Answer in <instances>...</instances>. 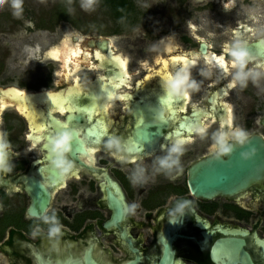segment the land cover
<instances>
[{
	"label": "flooded vegetation",
	"instance_id": "af4514ba",
	"mask_svg": "<svg viewBox=\"0 0 264 264\" xmlns=\"http://www.w3.org/2000/svg\"><path fill=\"white\" fill-rule=\"evenodd\" d=\"M1 1L5 10L8 2ZM107 1L97 5L113 27L98 37H71V44L82 42L90 52L92 66L71 73L67 82L63 61L49 55L54 48L33 38L54 35L55 29L0 12V133L11 145L12 165L10 173L0 175V264H264V172L231 194L205 192L201 183L205 166L234 163L249 147L237 145L230 155L213 158V136L221 124L228 131L229 108L231 121L250 133V142L264 145V0L230 5L228 0H180L181 8L175 7L170 18L176 24L168 32L145 23L147 12L136 0H126L130 8L123 19L106 8ZM27 24L35 26L34 32ZM20 28H25L20 37L25 42L15 36ZM238 39L253 57L246 70L262 73L245 87L233 83L237 69L226 51ZM103 42L105 50L98 47ZM37 45L40 54L25 55L27 47ZM219 57L228 71L218 65ZM40 60L59 62V72L47 65L45 72L31 73L29 65ZM122 63L127 65L123 73ZM185 69L197 85L187 103L170 99L165 87ZM92 72L101 75L82 79ZM17 73L25 74L23 80L17 81ZM102 85L106 97L99 93ZM147 124L164 125L150 145L141 141L154 132L145 129ZM190 126L204 127L203 138ZM62 131H78L77 140L83 139L79 155L73 151L69 157L76 174L66 179L53 171L49 157V139ZM111 138L132 151L106 148ZM177 138L186 141L182 171L167 176L156 161ZM32 144L35 151H29ZM253 148L264 151V146ZM137 168L144 169V182L133 184ZM181 199L191 201V210L171 223ZM133 204L134 214H125ZM53 211L63 226L59 251L41 222ZM37 224L43 232L33 237Z\"/></svg>",
	"mask_w": 264,
	"mask_h": 264
},
{
	"label": "clouds",
	"instance_id": "9594fccd",
	"mask_svg": "<svg viewBox=\"0 0 264 264\" xmlns=\"http://www.w3.org/2000/svg\"><path fill=\"white\" fill-rule=\"evenodd\" d=\"M19 4H13V7H19ZM65 46H71V37H66L64 40ZM72 48V56L79 57L81 55V49L79 44ZM226 51L231 57L232 66L237 69L234 76L233 83H239L241 87H245L249 79L254 82L262 75L261 72L248 69L247 65L253 59L250 55L246 42H241L239 39ZM215 58V57H214ZM217 63L221 68H225V60L223 57L216 58ZM183 62V61H180ZM259 67V65L257 66ZM225 71H228L225 68ZM166 90L169 98H187L189 97V90H195L197 85L194 82L189 81V74L187 70H183L182 73L177 74L176 77L168 79ZM195 107V106H193ZM170 113V109H169ZM54 123L61 125L66 128V123L60 120H54ZM228 131H224L225 124H221L220 131L213 136V143L211 146V153L213 158L219 160L231 153L234 148L244 146L250 143V133L240 127H236L232 121L227 124ZM192 131L197 132L201 138L205 135L204 127H193ZM80 137L78 131H62L57 133L55 136L49 139L50 151V166L61 178H69L76 174V165L73 160L69 159L72 151L73 144ZM83 142V139L80 140ZM186 141L182 138L174 140L172 146L168 149L167 155L158 158L156 163L158 165V171L164 173L167 176H172L175 172L176 175L182 171L181 169V157L184 155ZM10 143L3 138V134L0 133V175L10 173L12 171V165L10 163ZM108 149H116L117 152L129 153L132 151L130 148H125L122 142L117 138H111L105 145ZM37 148L36 144H32L29 151H35ZM256 150L253 148L248 152L241 153V159L248 161L255 155ZM144 182V169L137 168L132 173V183L140 184ZM191 201L187 199H181L172 215L171 223H176L180 217L185 214V210H191ZM136 205L133 204L130 207L124 209L125 214H134ZM41 222L47 225V238L50 241L54 251H59L60 239L63 235V226L60 224L56 212L53 211L51 214H44L41 217ZM43 232V229L39 224L33 229L32 236L36 237Z\"/></svg>",
	"mask_w": 264,
	"mask_h": 264
},
{
	"label": "rangeland",
	"instance_id": "374dc122",
	"mask_svg": "<svg viewBox=\"0 0 264 264\" xmlns=\"http://www.w3.org/2000/svg\"><path fill=\"white\" fill-rule=\"evenodd\" d=\"M4 1V0H3ZM8 7L5 8V4L0 0V12L2 14L8 13V18L11 15H15L18 19L22 18H33L40 20V24L44 27H48L49 31L52 32L54 29V35H48L41 33L42 35H34L33 38L39 44H42L45 48L58 49L64 43L66 38L65 28L68 27L69 34H83L92 37H98L102 34H107L113 27V22L109 20L108 13L100 8L98 0H71L67 1L70 5L68 9L69 19L68 21H59L55 23L54 9L57 6L58 0H6ZM19 4V7H13L14 2ZM62 1V0H60ZM182 1V0H181ZM199 2L196 0H191ZM139 7L147 12V20L152 27L157 23L161 32H168L174 27L176 22L170 19L174 15V8H181L180 0H136ZM206 3L209 1H205ZM212 6H210L211 8ZM7 9H12L11 12H7ZM3 16V15H2ZM41 19L43 20L41 22ZM62 22V23H60ZM29 25V24H27ZM149 25V26H150ZM34 32L35 26L29 25ZM27 28V26L25 27ZM24 29L20 28V31L15 35L19 41H22L20 37L24 34ZM140 30V29H139ZM136 33H141L142 31ZM53 34V33H51ZM25 42V41H22ZM45 59V58H44ZM48 65V66H47ZM49 67V70L55 71L54 74L60 70V63L56 61L49 62H36L31 63L29 67L32 69L33 74H38L44 70L43 67ZM17 81L23 80L22 76L24 73H17ZM35 80V79H34Z\"/></svg>",
	"mask_w": 264,
	"mask_h": 264
},
{
	"label": "water",
	"instance_id": "95a60500",
	"mask_svg": "<svg viewBox=\"0 0 264 264\" xmlns=\"http://www.w3.org/2000/svg\"><path fill=\"white\" fill-rule=\"evenodd\" d=\"M205 1H210V0H205ZM220 1L223 2L224 0H220ZM228 1L230 5L233 3L234 0H228ZM65 34H66V37H73L74 35H77L78 33L68 35V27H67L65 28ZM78 35L84 36L85 38L92 37V36L83 35V34H78ZM80 39L82 38L80 37L79 40ZM77 44H79L80 46L81 55L79 57H73L71 47H74ZM77 44L75 45L71 44L70 47L64 45L63 48L59 47V49L61 48V51H58L56 49L53 52L49 53V55L53 57L54 59L63 61V67L66 70V74L63 75L64 76L63 80L65 82H67L69 79L68 75L70 76L71 73H76L79 69H81V67L91 68L92 66L90 52L87 49H85L82 42L78 41ZM88 44H89V47L94 46L93 41H90ZM105 45H106L105 42H103L101 45L98 44V47L101 50H105L106 49ZM40 53L41 51L37 45L36 48L27 47L25 55L35 57ZM97 53L99 52L97 51L95 52L96 59H98L96 55ZM98 60H100L101 63H103L104 61L101 55ZM44 61L45 60L34 61L33 63L44 62ZM121 68H122V73L125 72V63H122ZM97 75H101V72H92L91 75H88L85 78L83 77L82 79L87 81ZM76 81L78 82V79ZM106 91L107 89H105V86L102 85L99 93L104 95ZM103 97H106V96L104 95ZM151 127L152 126L147 124L145 129L147 130V129H150ZM163 128H164V125L153 126L152 129L154 130V132L151 134H146L145 136H141V141H143L144 144L146 145H150L152 140H157L161 137ZM246 146H249V147H245L243 149V152L250 151V146H258L259 148H261L264 145L261 143L260 140L256 141L254 139ZM263 163H264V151L259 150L258 152H255V155L248 161L239 159L234 163L228 162L224 164L223 163L217 164L216 167H212V165L205 166L204 173L201 175V178H202L201 183L204 187L205 192L208 191L209 193H229L231 194L235 192L236 190L242 189L245 185L247 186L250 179H253L254 181L255 179L261 178L264 172V166H262Z\"/></svg>",
	"mask_w": 264,
	"mask_h": 264
},
{
	"label": "trees",
	"instance_id": "16d2710c",
	"mask_svg": "<svg viewBox=\"0 0 264 264\" xmlns=\"http://www.w3.org/2000/svg\"><path fill=\"white\" fill-rule=\"evenodd\" d=\"M67 1L71 0H62L55 7L54 16L56 18L55 23L59 21H68V9L70 5ZM106 8H108L117 18L123 19L127 15V11L130 6L127 4L126 0H108L105 3Z\"/></svg>",
	"mask_w": 264,
	"mask_h": 264
},
{
	"label": "snow or ice",
	"instance_id": "6c2138e0",
	"mask_svg": "<svg viewBox=\"0 0 264 264\" xmlns=\"http://www.w3.org/2000/svg\"><path fill=\"white\" fill-rule=\"evenodd\" d=\"M96 55H97V58L99 59V58H100V54L97 53ZM176 63H177V61L174 59V60H173V64L175 65ZM165 67L167 68L168 66L165 65ZM125 71H127V65H126V64H125ZM149 79H150V77H149ZM230 87H233V85H230ZM76 99L79 100V96H77ZM189 99H190V97L184 98V100H183L184 103H187V102L189 101ZM61 110H63V109H61ZM180 110H181V111H184L185 109H184L183 106H181V107H180ZM228 111H229V119H228V122H230V121H231V115H230V114H231V109L229 108ZM81 114H85V115H86V112H82ZM222 123H223V122H222ZM68 126H70V125H66V127H68ZM71 127L78 128V125H71ZM190 128H193V126H190ZM78 129H79V128H78ZM105 134H106V133H105ZM77 141H80V140H77ZM101 142H102V141L100 140V138H97L96 140L93 141L94 145H97V146H98ZM78 147H83V143L81 142L77 147H73V151H76L77 154L79 155ZM96 150H98V147L92 149V151H96ZM73 151H72V152H73ZM70 158H71V157H70ZM78 178H79V177H77V179H78Z\"/></svg>",
	"mask_w": 264,
	"mask_h": 264
},
{
	"label": "bare ground",
	"instance_id": "6f19581e",
	"mask_svg": "<svg viewBox=\"0 0 264 264\" xmlns=\"http://www.w3.org/2000/svg\"><path fill=\"white\" fill-rule=\"evenodd\" d=\"M38 47H39V49H40V51H41V47H40V45H38ZM26 50H27V48L25 49V53H26ZM54 50H56V49H53L52 51H50V53L53 52Z\"/></svg>",
	"mask_w": 264,
	"mask_h": 264
}]
</instances>
